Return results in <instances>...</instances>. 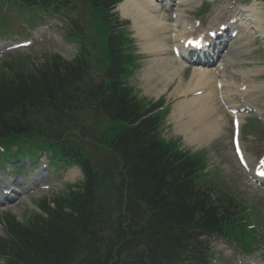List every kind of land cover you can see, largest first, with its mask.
Returning a JSON list of instances; mask_svg holds the SVG:
<instances>
[{
    "label": "trees",
    "instance_id": "obj_1",
    "mask_svg": "<svg viewBox=\"0 0 264 264\" xmlns=\"http://www.w3.org/2000/svg\"><path fill=\"white\" fill-rule=\"evenodd\" d=\"M95 1L107 7L112 0ZM58 68L48 65L25 71L20 67L10 76L2 74L0 142L25 148L44 137L56 141V150L75 152L79 159L84 158V152L70 139L59 143L60 136L56 138L62 103L87 102L107 114L117 124L109 125L107 131L123 130L124 134L115 141V149L125 166L120 211L129 223L118 229L125 242L111 247L104 244L105 248L98 242L101 236L94 227L103 215L101 206H96L94 184L76 194L71 210L60 201L56 208L47 205L45 221L37 214L26 222L10 218L9 238L0 239L1 251L30 264H38V260L43 264H119L126 257L123 250L136 251L133 242L146 239L154 264H167L183 256L182 249L192 245L191 239L197 243L201 233L222 231L230 224V217L225 221L229 207L196 188L197 172L205 164L202 158L168 151L164 142L156 140L151 118L133 125L142 116L141 109L121 82L122 69L115 57L111 56L109 79L98 83L89 79V63L82 59ZM13 258L7 264H18Z\"/></svg>",
    "mask_w": 264,
    "mask_h": 264
},
{
    "label": "bare ground",
    "instance_id": "obj_2",
    "mask_svg": "<svg viewBox=\"0 0 264 264\" xmlns=\"http://www.w3.org/2000/svg\"><path fill=\"white\" fill-rule=\"evenodd\" d=\"M191 1V0H188ZM170 5L169 0L165 3ZM161 5L157 0H125L120 9L127 16H131L136 26L143 30L146 37L145 48L157 56L166 52L169 49L168 42L165 41V36L161 33L171 31V24L167 21L165 13L160 9ZM179 22L176 27L178 29L176 38H180V32L184 31L189 23L188 19L182 18V11L179 10ZM239 16L234 13L231 17ZM243 18H237L240 24L246 23L247 32L251 26L257 32L260 30L263 15L258 13V8H252L248 14H242ZM250 17V18H247ZM246 20V22L244 21ZM248 19L250 23H248ZM259 28V30H258ZM247 46V44H246ZM245 51V43H241L235 47L233 56L225 58L226 67L221 72V79L216 80L215 73L204 68H197L192 73L191 79L187 83H183L182 77L176 86L174 93H180L183 97L175 106L174 114L177 115V127L187 136L189 141H197L199 143L208 142L215 137L222 128L223 119L222 112L217 106V93L224 100L232 105L238 104V101L246 91H241L240 86H235L233 81L234 74H244V77H250L251 71L238 70L236 73L229 74L230 68L235 63L234 57ZM211 56V54L209 55ZM184 58V57H183ZM157 58L151 60L149 66L145 68V82L148 90L154 93H161L167 88L168 84L176 79L182 69V66H174L171 62L167 66H160ZM220 60V59H219ZM155 64V65H154ZM206 65V64H205ZM218 69V68H217ZM228 70V71H227ZM218 82L222 83L221 89H218ZM251 86V85H250ZM252 88V87H251ZM201 91V94L196 92ZM195 93L197 95H195ZM188 95V97H186Z\"/></svg>",
    "mask_w": 264,
    "mask_h": 264
},
{
    "label": "rangeland",
    "instance_id": "obj_3",
    "mask_svg": "<svg viewBox=\"0 0 264 264\" xmlns=\"http://www.w3.org/2000/svg\"><path fill=\"white\" fill-rule=\"evenodd\" d=\"M14 20L13 18H11ZM13 23L14 26H12V30L10 31L11 36L14 32H17L18 29H20L19 24L17 23L20 21L19 19L14 20ZM51 23L56 22L54 18L50 19ZM48 34L52 36L50 40H46L45 43H38L34 48L28 49V51H22L24 53L23 56L30 55L32 58H34L35 61L42 63L44 62L47 57L54 53H60L64 56H71L73 49L71 45H58L55 43V41L61 42V34H63V31L60 27H51L50 31H48ZM138 36V35H137ZM169 36V34H168ZM58 37V40L56 39ZM241 41V40H239ZM138 42L140 43V37L138 36ZM139 49L142 51V46L139 47ZM252 49H257V46L252 47ZM256 51H259L258 49ZM250 54V58H246V61L242 64V67L245 68L247 63L250 60L252 64V69H255L256 67H262L263 70L254 75L251 79V82L254 83H264V54L256 53ZM21 52H15L12 55V58L14 55L19 54ZM250 53V52H249ZM248 54V53H247ZM171 57V53H167L166 56ZM165 56V57H166ZM244 57V55H240ZM15 57V56H14ZM8 58H10L9 55H5L3 58H0V63L3 61H6ZM153 58V55L146 54L144 56V59L141 60L142 67L139 69L135 75L130 79V83L136 88V91L139 93V96L141 97H147V99H155L162 95L163 93H166L167 99H175L176 93L173 92L177 81L167 86V91L162 92L160 94H156L153 91L148 90L145 82V78L142 74V70L148 65L149 60ZM242 59V58H241ZM240 69V66L237 67ZM184 82L187 81V78L184 77ZM258 91V104L264 105V87L263 88H257ZM220 105V104H219ZM222 112L223 119L222 122V128L219 130V133L213 137L209 142L204 143L202 145V148H207V158L209 163V169L214 168L215 172H213L214 175V181L220 186L223 187L227 192L237 196L239 199H242L247 205V218H246V224L248 225L246 233L241 234V236L236 239L237 242L240 244H246L249 240L251 241V244H253L255 247H259V245H264V237L262 230L264 232V190L259 189L251 184V180L249 176L246 174V171L243 170L240 166V164L237 161V158L235 156V153L233 151L232 145H231V124H230V117L225 112L223 108L220 109ZM171 115L168 116V123L173 122L172 118V112ZM249 122L251 125L255 126V129L259 126L256 120L250 119ZM244 132V130H243ZM257 134V133H255ZM166 137H174L180 135V133L175 129V125L173 127H167L165 130ZM176 138V137H175ZM248 138V139H247ZM251 136L244 137L246 141V147L248 146L251 151L259 155V148L256 145V143L251 140ZM260 144V143H259ZM255 145V146H254ZM181 146L183 148H192L194 147L193 144H191L184 136L182 137ZM252 155V154H251ZM252 157H255L252 155ZM29 196H22L18 198L16 201H14L11 204H8L7 206L2 207L3 211H10L16 214L20 219H23V217L27 214V201ZM24 205V206H21ZM3 212H0V215ZM12 213V214H13ZM2 225L0 222V235H3L5 237V233L1 232ZM213 245H216L217 243H221V241H218L215 237L212 239ZM223 247H226L225 245L221 244ZM246 247V246H245ZM248 250V248L246 247ZM250 252V251H249ZM231 262L236 261V257L230 258Z\"/></svg>",
    "mask_w": 264,
    "mask_h": 264
}]
</instances>
